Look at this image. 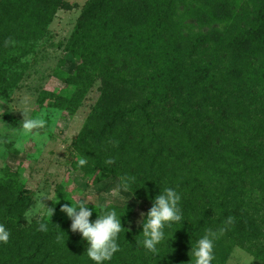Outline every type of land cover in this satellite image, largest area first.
Listing matches in <instances>:
<instances>
[{
    "label": "trees",
    "instance_id": "16d2710c",
    "mask_svg": "<svg viewBox=\"0 0 264 264\" xmlns=\"http://www.w3.org/2000/svg\"><path fill=\"white\" fill-rule=\"evenodd\" d=\"M64 4L0 0V83L15 81L14 67L26 68ZM65 48L79 61L65 77L77 87L66 102L79 105L76 96L101 80L99 99L74 141L89 161L79 169L101 180L136 177L131 192L149 203L147 211L164 188L182 194L185 222L166 230L158 255L137 244L142 226H129L133 207H100L101 213L116 208L130 229L110 264H190L191 241L228 216L235 223L216 242L214 264H226L235 246L260 238L264 0H88ZM30 200L19 174L6 171L0 223L11 237L0 244V264H94L70 219H42L47 232L38 221L25 225Z\"/></svg>",
    "mask_w": 264,
    "mask_h": 264
},
{
    "label": "rangeland",
    "instance_id": "374dc122",
    "mask_svg": "<svg viewBox=\"0 0 264 264\" xmlns=\"http://www.w3.org/2000/svg\"><path fill=\"white\" fill-rule=\"evenodd\" d=\"M64 1V6L49 25L48 40H43L36 53L25 58V69L13 68L19 71L15 81L9 76L6 83H0V181L6 171L19 174L23 190L31 196L25 211L35 206L34 197L42 190L48 191L55 200H42L47 207L55 209L53 214L45 208L42 217H33L30 222L23 215L25 225L42 219L51 221L59 218L66 222L69 218L60 211L61 205L84 198L92 201L89 204L93 208L92 220L98 217L102 206L118 204L133 207L129 226L137 227L142 220L141 213H146L149 207L147 201L137 199L132 192H114L119 177L101 180L98 173L83 171L74 165L80 157L74 141L99 99L101 80L96 79L81 97L76 96L79 105L65 101L75 98L77 90L74 84L65 81V77L75 73L79 64L65 45L88 0ZM25 101L32 118L46 122L44 131L48 143L43 149L28 137H21L27 141L23 152L15 149V141L8 142L9 129L19 126L23 120V113L19 110L25 107ZM259 235L256 240L235 246L226 264H264L259 256L264 255V223H260ZM82 242L87 248L86 241Z\"/></svg>",
    "mask_w": 264,
    "mask_h": 264
},
{
    "label": "clouds",
    "instance_id": "9594fccd",
    "mask_svg": "<svg viewBox=\"0 0 264 264\" xmlns=\"http://www.w3.org/2000/svg\"><path fill=\"white\" fill-rule=\"evenodd\" d=\"M9 44L15 45V41H5L6 46ZM24 104L25 107L19 110L23 113V120L19 123V126L9 129L8 142L15 141V149L23 152L26 149L27 141L22 140L21 137H28L43 149L48 143V136L44 131L46 122L40 118H32L30 107L26 101ZM88 163L87 158L78 157L76 166L82 168ZM112 163H114L112 159L106 161V164L111 165ZM135 182L136 177L134 176H122L113 191L118 193L131 192ZM44 198L53 200L48 191L38 192L33 200L35 206L24 212L27 222H30L33 217H42L45 208L53 214L55 209L47 207L42 202ZM181 201L182 194L173 187H167L160 191L155 196L152 207L147 213H141L142 220L140 224L143 239L137 240V244H142L147 252L158 255L161 246L169 239V233L166 230L171 229L173 225L185 222ZM69 202L62 204L60 211L70 219L72 232L79 233L82 240L86 241L88 245L87 257L94 264H110L115 255L121 251L119 243L121 234L130 230L125 228L122 223L123 216L118 213L116 208H111L110 210L105 209L102 213L98 212V217L92 220L93 208L89 207L92 201L80 198ZM95 208L97 211L96 205ZM234 223L235 218L228 216L223 226L216 229L209 227L205 230L203 236H200L194 243L191 241L190 264H214L216 242ZM38 230L47 232L48 224L38 220ZM10 237V230L4 223H0V244H8Z\"/></svg>",
    "mask_w": 264,
    "mask_h": 264
}]
</instances>
